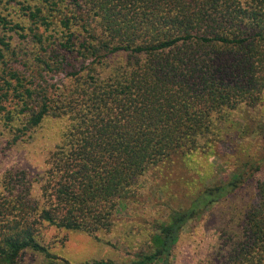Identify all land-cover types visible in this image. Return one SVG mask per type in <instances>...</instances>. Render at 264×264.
I'll use <instances>...</instances> for the list:
<instances>
[{
    "label": "trees",
    "instance_id": "trees-1",
    "mask_svg": "<svg viewBox=\"0 0 264 264\" xmlns=\"http://www.w3.org/2000/svg\"><path fill=\"white\" fill-rule=\"evenodd\" d=\"M20 9L28 25L0 14V28L33 45L26 57L0 34V117L11 122L17 108L21 134L49 115L66 122L37 182L23 172L7 183L0 264H19L26 249L45 264H71L37 240V225L99 239L149 168L195 151L226 158L227 179L170 209L146 251L85 263L168 264L188 222L263 170L264 158L251 159L237 139L248 127L231 116L256 109L264 92V0H32ZM21 59L27 73L13 64ZM215 253L214 264H264V177Z\"/></svg>",
    "mask_w": 264,
    "mask_h": 264
},
{
    "label": "rangeland",
    "instance_id": "rangeland-1",
    "mask_svg": "<svg viewBox=\"0 0 264 264\" xmlns=\"http://www.w3.org/2000/svg\"><path fill=\"white\" fill-rule=\"evenodd\" d=\"M18 1L22 5L32 2ZM21 4L0 0V14L12 21L28 25L27 18L21 13ZM0 34L12 35V44L23 55L30 56L33 45L30 37L20 38L2 28ZM9 59L8 65H1V69L11 65L14 58ZM24 61L25 59H21L13 64H22V72L27 73L24 71L27 67L24 66ZM65 79L62 75L51 78L50 83L53 86L48 90L50 99H53L52 93L57 91L55 88ZM6 105L7 108H13L16 104L14 100H9ZM12 111L14 118L11 122L7 123L0 117V204L4 201V193L8 191L10 177L12 181L19 180L24 172L27 178L37 182L40 172L45 169L47 160L55 149L59 127L66 122L63 118L49 115L40 126L21 134L19 128L22 126V114H18L17 108ZM231 118L234 126L243 124L248 127L246 135L240 134L237 138L246 145L244 153H248L251 159L264 158V92L256 109H241ZM15 135L18 138L13 142ZM226 161V158L195 151L191 155L177 156L149 168L134 184L133 194L117 206L108 232L96 233L99 239L85 232L48 224L37 225L36 238L51 253L71 264H85L95 260L126 262L138 252L148 249L151 234L156 225L166 219L170 209L187 206L203 185L227 179L230 166L225 164ZM262 168L261 174H256L227 198L214 204L203 216L191 220L183 227L172 248L168 264H214L219 236L224 233L225 228H233L239 224V218L254 199L256 180L264 177V164ZM18 262L45 264L42 254L31 249L24 250Z\"/></svg>",
    "mask_w": 264,
    "mask_h": 264
}]
</instances>
